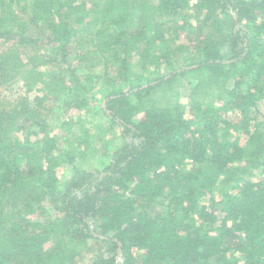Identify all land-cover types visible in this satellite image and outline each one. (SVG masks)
<instances>
[{
  "label": "trees",
  "instance_id": "1",
  "mask_svg": "<svg viewBox=\"0 0 264 264\" xmlns=\"http://www.w3.org/2000/svg\"><path fill=\"white\" fill-rule=\"evenodd\" d=\"M184 33L181 65L149 66ZM71 108L120 128L101 169L75 164L89 140L57 142ZM91 244L83 264H264V0H0V264Z\"/></svg>",
  "mask_w": 264,
  "mask_h": 264
},
{
  "label": "rangeland",
  "instance_id": "2",
  "mask_svg": "<svg viewBox=\"0 0 264 264\" xmlns=\"http://www.w3.org/2000/svg\"><path fill=\"white\" fill-rule=\"evenodd\" d=\"M195 2V1H192ZM167 28V27H166ZM40 30L36 28V26H31L29 32L27 33L28 36L32 35L34 37L40 36ZM194 37L193 34H186L184 33L180 39H177L175 41L174 38H170L169 42L167 43L175 49L174 55L169 56L168 58H162L160 61V64L150 63L149 66L154 68L158 72L165 73L169 70H171L170 66L168 65L170 62L174 63L172 66H178L183 63V56L180 52L176 51L177 44L185 43L190 44L189 40H192ZM44 39L40 38V42L38 44H32L30 48H28V51H39L41 47H44ZM40 45V46H39ZM45 48V47H44ZM153 50V49H152ZM167 49L166 47H163L162 49H157L158 54H162ZM138 58L134 59V62L132 64L131 72L133 73L136 71L138 74H144L145 76H149V72H144L142 68L138 67L137 65ZM77 67L82 68H89L85 61L80 64L78 62L73 63ZM88 64H92L91 59H88ZM99 64V63H98ZM104 64V63H103ZM105 65V64H104ZM114 65V64H113ZM100 66V65H99ZM107 66V65H105ZM99 67L93 68V70H98ZM151 75V74H150ZM191 78V77H190ZM188 80H183L182 82H185L184 84L181 83V81L174 82L172 84V90L167 92H158L155 94L154 98H156V101L159 103V105H168L173 103L174 101H183L187 102V96L189 95V88L187 85ZM122 80H119L118 84L122 85L124 84ZM19 84L17 86H11V90L7 92V96L12 98V96L15 93H20L23 97H25L28 102H31L34 100L36 96H41V92L34 91L31 93H26L25 90H23V83L18 82ZM42 82L38 83L37 88L41 86ZM91 85V84H90ZM99 86V83L98 85ZM11 94V95H10ZM101 96V94H98ZM5 96V95H4ZM48 103V102H47ZM69 114L67 117L71 118V126L66 130L62 128H57L55 131L59 133V139L58 144L62 149H65L66 147L70 148V145L68 144L69 141H66L67 138L70 140V143H77L79 141L89 140V142L93 143L91 151L88 150L87 146L83 145L81 148L77 149L75 153L76 162L75 164H78L80 167H83L85 169H101L102 164L108 159V155L112 152L113 149H115L117 146L124 143L123 137L120 136V128L117 125H113L112 121L109 120V118L102 112L96 116L87 114L86 111H80L75 110L73 108L66 110ZM101 139V140H100ZM100 140V141H99ZM130 138L127 139L129 141ZM72 149V148H70ZM79 150L85 151V154H81L78 152ZM93 150V151H92ZM81 156H80V154ZM57 174L61 179H64L68 174L65 173L64 166L57 168ZM262 178L261 174H257L254 179ZM67 180V179H66ZM53 216H59L57 213H52ZM82 251L81 254L75 261V263L72 264H83L85 261V258L90 257L93 252H95V248L91 244L89 247H81ZM99 249V248H98Z\"/></svg>",
  "mask_w": 264,
  "mask_h": 264
},
{
  "label": "built area",
  "instance_id": "3",
  "mask_svg": "<svg viewBox=\"0 0 264 264\" xmlns=\"http://www.w3.org/2000/svg\"><path fill=\"white\" fill-rule=\"evenodd\" d=\"M192 1H195V0H192Z\"/></svg>",
  "mask_w": 264,
  "mask_h": 264
}]
</instances>
